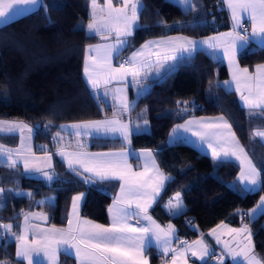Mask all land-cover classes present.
Returning a JSON list of instances; mask_svg holds the SVG:
<instances>
[{"label":"trees","instance_id":"16d2710c","mask_svg":"<svg viewBox=\"0 0 264 264\" xmlns=\"http://www.w3.org/2000/svg\"><path fill=\"white\" fill-rule=\"evenodd\" d=\"M190 3L191 7L185 9L175 0H142L140 27L119 58L148 37L173 32L199 36L230 27L222 0ZM90 12L91 0H43L36 10L0 26V117L22 119L34 126L37 150L54 151L74 140V136L60 130L65 121L123 113L113 100H98L83 76L85 46L101 38L87 31ZM187 57L179 58L175 67L162 74L143 76L142 81L149 83L143 91H130L132 129L141 125V130L131 136V143L135 147H151L161 168L171 177L151 211L162 221H172L182 241L199 236L223 219L239 223L240 219L233 214L235 208H249L264 194L260 188L240 192L243 186L236 176L239 164L234 160L214 159L181 139L168 142L175 123L191 115L224 114L264 179V143L253 138L254 129L264 127V118H250L236 93L222 86L228 69L216 52L198 49L190 59ZM238 60L254 68L264 61V48L251 43L238 54ZM177 101L181 103L178 105ZM57 132L63 139H53ZM126 145L120 137H93L86 144L90 148ZM53 172L55 177L48 182L19 166L13 169L0 162V185L5 189L0 200V224H11V231L19 232L22 213L40 209L49 213L52 224L65 226L72 197L79 191L86 192L81 213L108 222L107 208L117 183L85 185L55 152ZM15 191L33 195L16 196ZM176 192L185 202L179 215L163 206V201ZM249 224L255 249L264 259V211ZM16 242L11 232L0 236V260L26 264L16 257ZM59 264H76V260L62 252Z\"/></svg>","mask_w":264,"mask_h":264},{"label":"snow or ice","instance_id":"6c2138e0","mask_svg":"<svg viewBox=\"0 0 264 264\" xmlns=\"http://www.w3.org/2000/svg\"><path fill=\"white\" fill-rule=\"evenodd\" d=\"M177 2L188 9L191 7L190 0H177ZM122 6H114L113 0H104V6L98 5V0H91L92 11L90 12L89 22L87 24L88 33L93 36H99L107 41L114 38V42L90 45L85 53L84 74L87 83L91 86L97 99L106 98L110 94L113 100L118 101L123 111H128L130 104L124 94L125 88L129 84H140V78L146 76L144 69L151 66L150 56L157 57V64L161 61H177L179 57L175 54L188 53L187 58L197 51L202 45H207L208 49H216L219 46L224 47V55L228 58L229 67L232 71V81H225L224 86L231 88L235 83V91L240 94V100L249 110V116L264 118V64H258L255 73L250 74L247 68H239L236 57L247 45L255 43L264 48V0H222L230 13L233 23L231 32L221 34L223 41L219 37H209L204 41H193L182 38H166L161 41H147L141 46V49L132 53L131 57L119 64L113 66V60L118 59L121 53L129 46V38L140 27L139 19L142 0H119ZM42 6V0H0V18L8 19L12 15L19 14L21 10H30ZM46 9L47 5H43ZM247 25V26H246ZM249 27L251 31H249ZM164 47L171 55L161 56L160 51L150 52L145 57L144 49L155 47L160 49ZM141 57L143 59H137ZM163 67L162 64H160ZM174 66V65H172ZM131 80H128V77ZM113 81L125 83V88H115L110 90L107 86ZM101 84L105 86L102 94L97 90ZM140 91H143L141 89ZM106 102V101H105ZM181 102L177 101L179 105ZM184 103H187L185 101ZM187 111V109H184ZM193 121L186 122L191 125ZM202 123V122H195ZM147 125V121H144ZM184 127L186 131L190 130L186 125H178V128ZM207 128H226L227 134L218 132H199L200 139L212 148V155L220 157V151L213 146V137H223L225 143H230L233 147L232 155H236V150L243 154L241 164L244 166L241 170L240 181L244 186L240 192H254L258 188L264 190V179L261 178V171L252 159L248 157L243 148L239 147L235 134L231 131V125L223 117L218 122L202 124ZM27 128L29 134L33 132L27 125L0 121V132L12 133L20 131L23 142V132ZM62 130L71 131L69 134L74 137L96 136L101 134L107 136L109 133H119L123 141L131 145V136L134 131L139 132L141 125L137 124L135 129H130L128 124L122 123L118 119L97 120L76 123L71 125H61ZM173 129V133L177 131ZM147 130L146 128L144 129ZM230 137V139H228ZM254 137L264 138V131L257 130ZM63 139L60 132L53 137L54 140ZM223 145L220 149L223 150ZM77 148H83L82 144H77ZM30 151V149H29ZM64 158L70 172L80 178V182L94 186L97 183L120 181V192L114 197L113 204L108 211L111 223L108 226L97 224L93 221L82 219L80 217V205L86 199L85 193L72 197V212L68 217V228H42L39 224L30 223L29 218L38 220H47V215L40 213H22L24 217V226L21 232H12L14 227L11 224H0V236L6 232L18 242L16 257L18 261L26 260L27 264H40V253L43 252L47 257V264H58V254L62 251L64 255L74 257L76 264H149V258L146 253L153 247L158 254L167 257L173 253L172 264H176L177 258L191 250L192 246L185 247L183 252H179L172 247L173 237L175 236L174 227L169 224L167 230L162 229L152 217L148 210L153 203L157 202V197L164 189L170 176L161 172L155 163V156L151 150H144L140 154L135 153L133 149L125 148L118 153H90L85 151L67 152L60 150L57 153ZM20 156L19 150L16 152ZM229 155L224 151V156ZM0 157H4L2 163H6L10 168L15 169L18 166L17 159L13 158V150L6 149L0 145ZM143 160V170L133 171L129 158ZM51 160V156L46 158ZM237 159H240L237 156ZM24 170L28 174L40 173V178L51 182L54 179L53 174L42 171L41 168L30 164L28 157L23 158ZM51 168V164H48ZM154 172V175H150ZM87 174V175H86ZM8 192H13L8 189ZM5 189L0 187V200H3ZM14 195L33 194L21 193L15 191ZM173 200L175 203H173ZM3 204L0 203V207ZM173 215H179L183 210V203L180 199V193H176L165 206ZM257 209H264V196L260 198ZM257 209L252 210V214L244 213L243 217H248L251 222ZM75 218V224L73 223ZM135 219L137 225L133 226L129 220ZM141 220L148 223L141 224ZM19 227V226H16ZM221 227L227 228L226 225ZM213 234L216 230L213 229ZM229 234H235L233 239L236 246L231 247L228 242H224L223 255L217 257V264H224V256L230 258L232 264H264V259L258 256L255 246L252 243V233L245 224L238 229H227ZM31 233L32 240L29 242L28 234ZM239 237V239H237ZM219 243V238H217ZM201 245L198 251H191L192 256H198L202 262H207L215 255L214 251L204 245L203 241H198ZM35 257V261H34ZM0 264H8L7 261L0 260ZM187 264V260L183 261Z\"/></svg>","mask_w":264,"mask_h":264},{"label":"crops","instance_id":"0c3cea01","mask_svg":"<svg viewBox=\"0 0 264 264\" xmlns=\"http://www.w3.org/2000/svg\"><path fill=\"white\" fill-rule=\"evenodd\" d=\"M42 3H43V0H42ZM98 5L103 7L104 6V0H98ZM113 5L117 6V7L122 6L119 3V0H113ZM36 9L37 8H31L30 10H21L19 14L12 15L6 20L3 19V18H0V26L5 24V23H7V22H9V21H12V20H14V19H16V18H18V17H20L22 15L30 13V12L36 10ZM91 11H92V5H91ZM227 11H228V9H227ZM228 15H229V18H230V24L231 25L227 29H223V30H219V31H216V32H213V33L199 35V36L189 35V34H185V33H182V32H173V33H168V34H165V35L148 37L145 40H143L141 43L132 46L131 49L129 50V52L125 56L120 57L118 59H114L113 60V66L114 67H118L120 63H122L123 61H125L129 57H131L133 52L141 49V46L144 45L147 41H157L158 42V41H161L163 39L172 37V38L189 39V40L200 42V41L207 40L209 37H219L221 39V42H222L224 38L221 37V34L231 32L232 28H233V23H232L229 11H228ZM249 31H251L250 27H249ZM111 42H114V38H110L107 41H105V40L100 38L99 40L94 41V42H90V43H88L85 46V49H84V63H83V76H84V79H85L86 83H87V80H86V77H85V74H84L86 49L90 45H97V44H104V43H111ZM198 49H208V47H207V45H202ZM208 50L216 52L224 60V62L226 64V67L228 69V76L221 81V84L226 90L234 91L236 93L239 101L243 104V102L240 100V94L235 91V83L234 82L232 83V87L231 88H226L224 86V82L225 81H232V71H233L229 67L228 58L224 55V47L223 46H219V47H217L214 50H212V49H208ZM155 51H160L161 56H163L165 54H169V55L173 54V53L167 52L163 46L160 49H156L155 47H151L149 49H144L145 57H148L150 52H155ZM195 53H196V51L194 53H192L191 55H194ZM175 54L179 58H181L183 56H188V53H179V52H177ZM137 59H143V58L138 57ZM150 61H151V66L145 68L144 72L146 74H149L151 77L155 76V75L162 74L166 69L173 68L176 65V61L168 60V61H161L160 64L163 65V67H161L160 64L156 63L157 57L155 55H151L150 56ZM236 62L238 64L239 68H241V69L247 68L249 70L250 74H254L255 73L256 66L254 68H249L247 66H244V65L240 64V62L238 60V55L236 57ZM259 64H264V61L260 62ZM172 65H174V66H172ZM144 78L145 77H141L140 78V80H141L140 84H129L126 88H125V83L124 82H119V81H113L107 87L110 90L115 89V88H125V93L124 94L126 95L127 101L129 102L130 108H131L132 98L130 96V91L131 90L140 91L141 89H145L146 87H148L149 83H147V82L144 83L142 81V80H144ZM128 80L129 81L131 80L130 76L128 77ZM88 86L91 88V86L89 84H88ZM104 89H105V86L103 84H101V86H100V88L98 90L102 94L104 92ZM106 98H109L110 100H113L111 94L109 96H107ZM113 101L120 107L118 101H116V100H113ZM130 108H129L128 111H123V113H119V114H115V115L102 116V117H98V118H89V119H83V120L65 121V122L61 123L60 126L61 125H71V124H76V123H82V122H87V121L118 119L122 123L128 124L129 128L132 129V119H131V115H130ZM220 117H223L231 125V131L235 134V139H236V141H238L239 147L243 148L244 151L247 153L248 157L252 159L249 151L245 148L243 143L240 141V139L238 138V136L236 135V133L234 131V128L232 127V124L230 123L229 119L224 114L191 115V116L187 117L186 119H184L183 121L177 122V123H175L172 126V128H171V130L169 132V135H168V142L172 143V142H174V141H176L178 139H181V140H184V141L190 143L191 145L196 147L198 150H200V151H202L204 153H207L208 155H210L214 159H217V160H223V159L234 160L235 162H237L239 164V170H238V172L236 174L237 179L242 184V186H244L243 182L240 181L241 170H242V167H244L241 164V160L243 159V154L240 153L238 150H236V155H232V152L234 150L232 145L230 143H225V139L223 137L217 136V137H213V146L216 147L218 151H220V157L216 158V157H214L212 155V148H210L208 146V143L202 141L200 139L199 135H194V133H199V132H218V133L227 134L228 129L223 128V127H220V128L202 127V124L218 122V119ZM0 121L20 123V124L27 125L28 128H32L33 129V132L31 134L28 133L27 128L24 129L23 142L21 140V134H20L19 130H16L15 132H12V133L0 132V145H3L6 149L13 150V158L17 159L18 166L21 167L23 170H24L23 158L24 157H28L29 162H30L31 165L41 168L42 171L50 172L55 177V174L53 172L54 152L57 154L58 151H60V150H64V151H67V152L85 151V152H90V153H99V152L118 153V152L123 151L125 148H129L130 147L137 154H140L144 150H151V152L155 156L154 150L151 147H135V146L132 145V143H131V145L127 144L126 146L112 147V148H90V147H87L86 144L89 143V140L91 138H93V137H96V136L74 137V140L68 141V142H66L64 144H61V145L57 146L54 151L53 150H49V149H44V150L40 151V150H37V148H36L37 140H36V136H35V127L34 126H32L31 124L27 123L26 121H24L22 119L2 118V117H0ZM188 121H193L194 123H192L191 125H187L186 122H188ZM195 122H202V123H195ZM178 125H186L190 130L186 131L184 127H181V128L177 129ZM173 129H177V131L175 133H173ZM60 130H61V132L65 133V134H69V132L71 131L70 129L62 130L61 128H60ZM257 130L264 131V127H257V128L254 129V132L257 131ZM100 137H120V135H119V133H109L107 136H104L103 134H101ZM258 138L264 143V138H261V137H258ZM228 139H230V137ZM77 144H82L83 148H77ZM220 145L224 146L223 150L220 149ZM29 149H30V151H29ZM17 150H19L20 156L16 155ZM224 151H228L229 155L227 157L224 156ZM49 156H51V160L50 161H48L46 159ZM58 156L67 165L66 160H64V158L61 157L60 155H58ZM237 156H239L240 159H237ZM3 159H4V157H0V160L3 161ZM252 161H253V163H255L253 159H252ZM49 163L51 164V168L48 167ZM129 163L132 165L133 171H142L143 170V164H144L143 160H136V159H133V158L130 157L129 158ZM155 163L158 166L159 170L161 172H163L165 175H167L164 172V170L161 168L160 164L158 163V161L156 159V156H155ZM257 168L260 170L258 165H257ZM31 175L39 177V178L41 176L40 173H32ZM150 175H154V172H150ZM114 182L117 183V188H116V191L114 192V196H113L112 200L110 201V203L108 205L107 210L113 204L114 197H116L119 194V192H120V183L121 182L120 181H114ZM165 186H166V184H165ZM0 187H3V186L0 185ZM163 190L161 191L160 195L157 197V201L160 198ZM80 193H82V192H76L74 196L79 195ZM176 193H179V192H176ZM176 193L172 194L170 197H168L166 200L163 201V206L164 207L168 204L169 200L175 196ZM262 196H264V194H262L261 197ZM260 198H259V200H258V202L256 204L252 205L249 208H242V207L235 208V210L233 211V214L235 216H238V218L240 219L239 223H233L230 219H223L220 222H218L215 225H213L212 227H210L209 229H207L206 231H204L203 233H201L199 236H197V237H195L193 239L187 240V241H182L180 239V237L178 235V232H177V227L172 221H162L161 219H159L156 215H154L152 213V211H151L152 207L156 203H153L152 207L148 210V214L152 217V219L156 222V224H158L162 229L167 230L169 224H171L174 227L175 236L173 237V241H172V247L173 248L177 249L179 252H183V249L185 247H188L189 245L192 246L190 251H188L186 253H183L182 256H179L177 258L176 264H183V261L185 259L187 260V264H197L196 260H199L198 256H192L191 251H198L199 250L201 245L199 243H197L198 241H203L205 246L209 247L211 250L214 251L215 255L212 257V259L210 261L212 263H214V264H217V257H220V256L223 255L224 242H228L231 247H235L236 246V241L233 239V236L235 234H229L227 229H238V228L243 227L245 224H247V226L250 228L251 233H252L251 226H250L249 222H247V220L249 221L248 217L245 216V217H243V220H242V214H244V213L252 214V210L253 209H257V205L260 203ZM180 199H181V201L183 203V209H184L185 208V202H184L181 194H180ZM173 203H175L174 200H173ZM165 208L168 210L167 207H165ZM0 209H1V207H0ZM263 211H264V209H257V211L254 214L255 218L258 217ZM71 212H72V201H71V205H70L69 214ZM79 212H80V217L82 219L90 220V221H93V222H95L97 224H102V225H105V226H108L111 223V218H110L109 211H108V218H109L108 222H102V221H99L97 219H94V218L87 217V216L83 215L81 213V208L79 209ZM23 213H40V214L47 215V217H48L47 220H38V219H35V218H32V217L29 218L30 223L39 224L42 228H51L52 226H55L56 228H63L65 230L68 228V222L66 223L65 226H57V225L52 224L50 222L49 213H47V212H45L43 210L30 209V210H25ZM73 223L75 224V218L74 217H73ZM129 223L132 224L133 226H139V225H137V221L135 219L129 220ZM147 223H148L147 221L141 220V224H145L146 225ZM222 225H226L227 228L221 227ZM23 226H24V217H22L21 222H20V230H19V232H21V233H22V230H23ZM213 229L216 230L215 234H213V231H212ZM217 238H219V241H220L219 243L217 242ZM237 239H239V237H237ZM28 240H29V242L32 240L31 233L28 234ZM252 243H253V237H252ZM17 246H18V242H16V251H17ZM255 251H256V249H255ZM61 253H62V251L58 254V264H59V261H60ZM256 253L258 254L257 251H256ZM146 255L149 258V264H172L171 257L173 255V253H171V252L168 254L167 257H165V256H163L162 253L158 254L157 250L155 249V247H153L146 253ZM258 256H259V254H258ZM23 261L27 264L26 260H23ZM34 261H35V257H34ZM226 261H231V260H230L229 257L224 256V262H226ZM40 264H47V257L44 256L43 252L40 253Z\"/></svg>","mask_w":264,"mask_h":264},{"label":"rangeland","instance_id":"374dc122","mask_svg":"<svg viewBox=\"0 0 264 264\" xmlns=\"http://www.w3.org/2000/svg\"><path fill=\"white\" fill-rule=\"evenodd\" d=\"M175 1H177V0H175ZM191 4V3H190ZM79 192H82V193H85L86 194V192H84V191H79ZM75 195V194H74ZM73 195V196H74ZM82 204H83V202L81 203V205H80V208L82 207Z\"/></svg>","mask_w":264,"mask_h":264}]
</instances>
